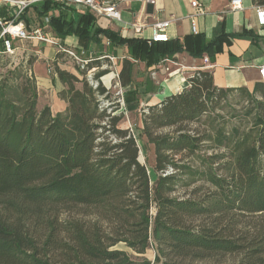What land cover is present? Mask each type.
<instances>
[{
    "label": "trees",
    "instance_id": "1",
    "mask_svg": "<svg viewBox=\"0 0 264 264\" xmlns=\"http://www.w3.org/2000/svg\"><path fill=\"white\" fill-rule=\"evenodd\" d=\"M253 2L264 5V0ZM32 5L40 16L51 14V27L60 37L75 34L99 41L102 35L112 45L127 46L132 59L149 62L182 50L206 54L213 62L234 37L223 32L207 39L198 33L149 43L98 26L88 11L77 17L63 1ZM1 15L11 18L8 11ZM60 54L52 65L64 85L59 92L68 104L63 112L53 114L48 105L38 110L34 58L0 79V264H152L143 256L151 245L156 250L153 264L226 254L242 255L243 264H264V83L252 92L237 88L250 98L247 113L253 126L217 134V141L231 151L225 160L229 174L219 176L208 168L214 189L203 198H181L173 196L182 181L178 170L184 168V157L178 155L195 154L204 140L185 125L204 116L211 119L234 88L216 87L212 73L200 69L181 92L144 108L141 134L155 150L152 184L136 134L119 125L121 104L110 112L102 106L100 97L111 98L113 92L101 82L94 89L85 68L78 66V74L62 68ZM92 66L101 63L94 60ZM133 69L134 62L125 58L122 87L131 84ZM105 73L99 70L95 77ZM170 128L175 130L163 132ZM224 158L218 152L206 160ZM88 210H94L93 221L85 218ZM189 219L197 223L189 225ZM119 243L141 256L132 257Z\"/></svg>",
    "mask_w": 264,
    "mask_h": 264
},
{
    "label": "crops",
    "instance_id": "2",
    "mask_svg": "<svg viewBox=\"0 0 264 264\" xmlns=\"http://www.w3.org/2000/svg\"><path fill=\"white\" fill-rule=\"evenodd\" d=\"M111 1L120 12V20L97 14L72 2L65 3L75 8V16L88 11L95 16L98 26L129 38L149 40L153 23L165 19L172 20L167 30L168 41L183 40L188 35L198 33L205 35L207 39H213L223 32L234 35L229 44L223 45L222 51L216 54L213 62H205L204 58L208 57L206 54L197 57L187 50L176 52L172 57L166 56L157 62H149L132 59L127 46L112 45L110 40L102 35L99 41L81 40L75 34L60 37L49 24L47 30L58 44L71 48L83 58L99 60L101 66L107 64L119 70V73L125 58L134 62L132 82L123 88L126 109L130 113H138L140 122L144 108L159 105L166 97L181 92L189 86V78L200 69L212 73L214 85L218 88L244 87L252 92L256 84L261 82L258 67L264 62V26L257 22L256 7L259 5L253 0H241L239 9L230 7L232 0H197L203 12L192 6L193 0H156L154 5L142 0ZM42 16L32 5L26 10L24 23L27 27H33L35 22L41 21ZM134 24L143 27L142 34L135 32ZM30 42L37 46L36 54H39L37 59L34 58L31 67L37 81L39 102H42L44 92L52 88V103L42 102V107L47 104L53 114L63 112L68 104L58 93L64 89V85L54 74V70L48 72V66L53 69L52 63L60 52L58 44L38 40L20 42L19 53H25L22 59L30 58L26 50H22V46ZM58 61L61 66L62 63ZM67 69L78 74L74 67L69 66ZM106 70L103 81L109 84V69Z\"/></svg>",
    "mask_w": 264,
    "mask_h": 264
},
{
    "label": "rangeland",
    "instance_id": "3",
    "mask_svg": "<svg viewBox=\"0 0 264 264\" xmlns=\"http://www.w3.org/2000/svg\"><path fill=\"white\" fill-rule=\"evenodd\" d=\"M22 47V50H26V53L29 54L30 58H38L39 54H36V50L38 48L33 43H25ZM63 47L69 48L65 45H63ZM60 53L59 59L62 63V68L67 69L69 66L74 68L78 67V65L73 60H71L68 54L65 52ZM24 54L22 55L21 52L17 56L0 54V79L7 77L9 71H12L17 65L23 63L22 58L25 56ZM17 78L18 81H21L19 76ZM52 92V88L46 90L42 95L41 101L45 103H52L54 98L52 97ZM59 94L60 93H58V96ZM249 99L250 98L244 92L237 89L227 91L219 107L215 112L212 113L211 119L204 116L201 121L190 125H185V127L192 133L199 132V135L204 140L200 143V148L196 150L195 154L183 153L182 155H178L184 157L183 161L181 162L184 168H180L178 170L179 177L182 181L177 186V190L173 193V196L181 198H187L191 196L194 198H203L209 191L214 189L211 182L209 181L210 176L208 174V168H210L212 172H215L219 176L225 177L227 174H229V165L228 163H225V160H228L231 157V151L228 149L227 143H225L226 145L224 146L219 141H217V134L223 129L227 135L234 126L238 125H240L242 129L253 126L252 114L247 113L249 107L251 108ZM42 102L38 103V110L43 108ZM122 111L124 114L119 125L122 128H131V130L136 134L140 148L141 161L147 165L151 175V183L153 184L154 177L156 176L154 171V145L149 143L145 136H142L140 128H142L143 124L140 122L138 113H130L125 107H122ZM174 130L175 128L164 129L163 132H172ZM218 152L225 154V158L221 162L211 163V161L206 160L207 156L217 154ZM151 213L153 215L155 214V206H153ZM65 217V213L60 215L61 220H63ZM94 217V210H88L87 215L85 216L86 220L93 221ZM187 223L189 225H195L197 221L196 219H189ZM117 246L127 251L132 257L136 258L141 256L135 253L131 248L127 247L124 243H119ZM143 256L150 259L153 264L156 256L155 247L151 245ZM242 259V255L226 254L206 260H194L187 258L174 261L176 264H243Z\"/></svg>",
    "mask_w": 264,
    "mask_h": 264
},
{
    "label": "built area",
    "instance_id": "4",
    "mask_svg": "<svg viewBox=\"0 0 264 264\" xmlns=\"http://www.w3.org/2000/svg\"><path fill=\"white\" fill-rule=\"evenodd\" d=\"M38 0H0V54H6L9 56H17L21 49L20 42L38 40L51 44H58V41L47 30L50 24V14L42 16L41 21L34 23L33 27H27L24 23V17L26 10L32 6ZM72 2L97 13L106 15L112 19L120 20V12L116 7V4L111 0H58ZM144 3L155 4L156 0H142ZM194 8H199V12H203L200 9L201 4L197 0L192 1ZM232 9L241 8V0H232L230 3ZM2 11H8L11 16L10 19H5L1 15ZM257 22L260 26H264V6L256 7ZM171 19L157 20L152 25V36L148 40L152 42H163L169 40L168 27L171 23ZM135 32L142 34V26L137 24L133 25ZM59 51L65 52L69 57L81 68L86 69V79L90 85L95 89L99 86L100 82L113 92L111 98H106L105 95L101 96L102 106L108 108L110 112L112 106L115 103H120L122 107H125V90L120 83L119 70L113 69L112 66L107 64L102 66H92L89 64L94 61L91 57L83 58L79 56L71 48H65L58 44ZM205 62H209L208 57L204 58ZM28 58L23 59V62L27 63ZM109 69L110 83L105 84L103 81L104 75L97 79L95 77L98 70ZM48 72H53L52 67L48 66ZM259 79L264 83V62L258 67Z\"/></svg>",
    "mask_w": 264,
    "mask_h": 264
}]
</instances>
